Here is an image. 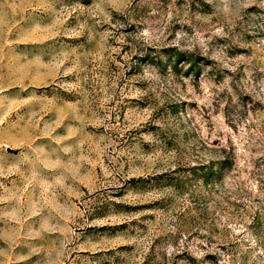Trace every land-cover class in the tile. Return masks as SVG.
I'll return each mask as SVG.
<instances>
[{"label":"rangeland","instance_id":"obj_1","mask_svg":"<svg viewBox=\"0 0 264 264\" xmlns=\"http://www.w3.org/2000/svg\"><path fill=\"white\" fill-rule=\"evenodd\" d=\"M0 264H264V0H0Z\"/></svg>","mask_w":264,"mask_h":264}]
</instances>
